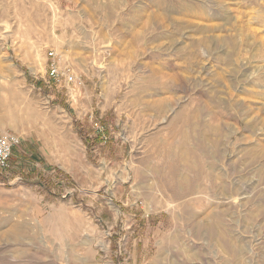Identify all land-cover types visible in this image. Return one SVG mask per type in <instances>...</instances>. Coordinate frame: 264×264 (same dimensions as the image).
Here are the masks:
<instances>
[{"label": "rangeland", "instance_id": "374dc122", "mask_svg": "<svg viewBox=\"0 0 264 264\" xmlns=\"http://www.w3.org/2000/svg\"><path fill=\"white\" fill-rule=\"evenodd\" d=\"M0 132V264L264 263V0H0Z\"/></svg>", "mask_w": 264, "mask_h": 264}, {"label": "built area", "instance_id": "2783aa9c", "mask_svg": "<svg viewBox=\"0 0 264 264\" xmlns=\"http://www.w3.org/2000/svg\"><path fill=\"white\" fill-rule=\"evenodd\" d=\"M49 76L55 83L65 81L68 85L81 86L82 83L75 71L69 67L61 65L56 51H49ZM21 144V139L16 133L0 132V171L7 172L11 167V159L14 150Z\"/></svg>", "mask_w": 264, "mask_h": 264}, {"label": "bare ground", "instance_id": "6f19581e", "mask_svg": "<svg viewBox=\"0 0 264 264\" xmlns=\"http://www.w3.org/2000/svg\"><path fill=\"white\" fill-rule=\"evenodd\" d=\"M180 135H182V136H184V133H182L181 134V132H180ZM179 152V154H178V156H179V158L183 161V159H185V157L187 156V152L184 150V146H182V148H180V150L178 151ZM183 164V163H182ZM182 175V174H181ZM181 178L182 179H184L182 176H181ZM212 222H214L212 225H211V227L212 226H214L215 227V229H218V225H220V224H218L217 225V221L216 220H213ZM210 223H211V221H210ZM214 227H212L213 229H214ZM222 227V226H221ZM215 229H214V231H215ZM214 234H215V232H214ZM225 235V234H224ZM227 238V236L225 235V237H224V239H226ZM247 241V240H246ZM229 245V247H231V248H233V250H234V244H232V242L231 243H229L228 244ZM236 246V245H235ZM239 250V249H238ZM244 252V251H243ZM240 253H241V251H240ZM244 256H245V254H243ZM262 256V255H261ZM238 257V256H237ZM238 258H240V257H238ZM236 261H238V260H236ZM262 261V260H261ZM242 264H246L247 262H246V258H244V260H242V262H241ZM255 263H256V261H255ZM260 264H264L263 263V261L262 262H260Z\"/></svg>", "mask_w": 264, "mask_h": 264}]
</instances>
